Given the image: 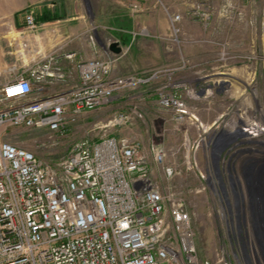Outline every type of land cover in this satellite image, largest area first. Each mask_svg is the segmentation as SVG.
Masks as SVG:
<instances>
[{
	"label": "rangeland",
	"instance_id": "rangeland-1",
	"mask_svg": "<svg viewBox=\"0 0 264 264\" xmlns=\"http://www.w3.org/2000/svg\"><path fill=\"white\" fill-rule=\"evenodd\" d=\"M71 2L72 13L87 23L80 32L97 42H124L114 75L170 71L115 92L100 108L69 112L62 135L8 127L5 138L50 165L80 139L137 141L160 191L178 196L190 214L201 258L264 264V0ZM131 3L139 5L137 12ZM170 14L180 17L174 27ZM16 35L0 28V79L26 76L35 62L29 48L26 60L17 53ZM62 88L55 83L47 90ZM158 93L180 97L183 119L159 107ZM119 114L129 120L111 124ZM154 147L164 151L162 164L153 159ZM163 165L173 169L168 178Z\"/></svg>",
	"mask_w": 264,
	"mask_h": 264
},
{
	"label": "built area",
	"instance_id": "built-area-1",
	"mask_svg": "<svg viewBox=\"0 0 264 264\" xmlns=\"http://www.w3.org/2000/svg\"><path fill=\"white\" fill-rule=\"evenodd\" d=\"M139 8L129 5L132 12ZM179 18L168 15L172 27ZM24 25L36 28L31 9ZM88 40L96 46L92 34ZM120 55L77 60V81L57 91L47 89L65 83L68 74L56 50L42 55L26 76L0 83V264H213L199 256L190 214L178 196L160 191L137 141L114 135L80 139L50 165L5 138L8 127L62 135L69 112L100 108L115 92L170 71L114 75ZM157 103L176 120L186 114L176 94L158 93ZM128 120L119 114L110 123ZM152 154L162 164L163 149L154 147ZM162 170L167 178L173 174L169 165Z\"/></svg>",
	"mask_w": 264,
	"mask_h": 264
},
{
	"label": "crops",
	"instance_id": "crops-1",
	"mask_svg": "<svg viewBox=\"0 0 264 264\" xmlns=\"http://www.w3.org/2000/svg\"><path fill=\"white\" fill-rule=\"evenodd\" d=\"M71 1L0 0V28H11L17 34L15 38L22 45L17 53L26 60L25 49L29 48L30 51H33L31 58L37 62L42 55L56 50L58 65L68 74L66 82L59 84L63 88L77 81L78 75L74 69V63L77 60H87L95 57L106 58L113 54L107 49V46L109 41L114 40H106L103 43L98 40L96 46H92L87 33L80 32L79 29L85 28L87 23L83 15L76 12L72 13ZM28 9H31L34 13L36 21L34 30H28L24 25V13ZM86 29L87 27L84 30ZM118 31L120 32V30ZM115 41L121 46L124 43L120 42L118 38ZM68 53L74 54L73 58L67 59L65 55ZM118 60L113 71L117 68ZM4 81L7 80L5 78L0 79V83Z\"/></svg>",
	"mask_w": 264,
	"mask_h": 264
},
{
	"label": "water",
	"instance_id": "water-1",
	"mask_svg": "<svg viewBox=\"0 0 264 264\" xmlns=\"http://www.w3.org/2000/svg\"><path fill=\"white\" fill-rule=\"evenodd\" d=\"M107 49L113 54H120L122 47L117 41H113L110 44H108Z\"/></svg>",
	"mask_w": 264,
	"mask_h": 264
},
{
	"label": "flooded vegetation",
	"instance_id": "flooded-vegetation-1",
	"mask_svg": "<svg viewBox=\"0 0 264 264\" xmlns=\"http://www.w3.org/2000/svg\"><path fill=\"white\" fill-rule=\"evenodd\" d=\"M259 166H260V165H256V164H255V167H256V168H259ZM228 185H229V190L233 193V192H234V187L232 186V184H231L230 182L228 183ZM223 189H224V188H223ZM223 191H224V190H223Z\"/></svg>",
	"mask_w": 264,
	"mask_h": 264
},
{
	"label": "bare ground",
	"instance_id": "bare-ground-1",
	"mask_svg": "<svg viewBox=\"0 0 264 264\" xmlns=\"http://www.w3.org/2000/svg\"><path fill=\"white\" fill-rule=\"evenodd\" d=\"M252 127H253V124H252Z\"/></svg>",
	"mask_w": 264,
	"mask_h": 264
}]
</instances>
